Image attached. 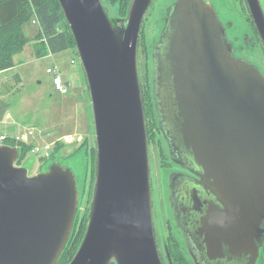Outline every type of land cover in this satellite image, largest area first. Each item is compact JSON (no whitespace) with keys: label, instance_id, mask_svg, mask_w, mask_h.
I'll list each match as a JSON object with an SVG mask.
<instances>
[{"label":"water","instance_id":"obj_1","mask_svg":"<svg viewBox=\"0 0 264 264\" xmlns=\"http://www.w3.org/2000/svg\"><path fill=\"white\" fill-rule=\"evenodd\" d=\"M151 1L129 0L114 20L101 0H57L85 78L95 144L87 223L67 264H164L137 64ZM246 1L264 41L259 1ZM154 28L146 30L147 63L162 145L179 166L167 181L175 228L202 264L254 257V238L264 235V75L233 55L208 0H173ZM5 110L0 100V120ZM19 155L0 142V264H56L80 207L75 174L56 161L29 174ZM162 250L173 264L165 241Z\"/></svg>","mask_w":264,"mask_h":264},{"label":"rangeland","instance_id":"obj_2","mask_svg":"<svg viewBox=\"0 0 264 264\" xmlns=\"http://www.w3.org/2000/svg\"><path fill=\"white\" fill-rule=\"evenodd\" d=\"M101 1L110 19H119L115 11L116 5L108 3L107 0ZM171 2L172 0L150 2L141 23L145 32L147 29L150 33L154 32L159 16ZM23 29L30 40L22 51L13 56L14 65L0 71V100L6 103V110L0 120V141L5 135H10L16 141L32 144V148L22 160V165L27 168L29 174L46 170L54 161L69 167L74 172L79 186V205L84 207L81 189L85 172L89 168L88 155L83 149L70 155L73 150L80 148L85 138L88 139V144H92L93 135L90 101L79 58L71 48L41 57L35 56L32 37L37 32L38 25L29 20L23 24ZM139 41L138 73L144 84L148 59L144 53L142 34ZM72 58L73 62L70 61ZM54 65L63 70V80L68 79L65 93L54 89L51 75L45 71L47 67ZM158 143L161 144L158 138L156 141L152 138L148 142V157L152 222L161 252L165 237L169 233L168 225H171L177 240L179 232L175 228L167 194L169 173L177 168L176 165L170 164L166 147V156L160 157ZM52 152L54 159L50 158ZM179 264H182L180 259Z\"/></svg>","mask_w":264,"mask_h":264},{"label":"trees","instance_id":"obj_3","mask_svg":"<svg viewBox=\"0 0 264 264\" xmlns=\"http://www.w3.org/2000/svg\"><path fill=\"white\" fill-rule=\"evenodd\" d=\"M107 2L116 5L115 11L118 16L122 17L126 15L129 0H107ZM32 19H35L38 25V30L32 37L34 40L33 52L35 56L41 57L48 53H56L68 48L74 49L72 34L68 24L64 20L57 0H0V71L14 65L13 56L22 51L24 45L30 40L23 29V24ZM141 34L144 42V53L146 59H149V46L145 43V41H147L146 32L142 26L140 28V35ZM138 46L140 47L139 39ZM145 68V83L143 84L140 79V85L147 138L148 142L152 140V138H154L155 141L157 138L160 140L161 144L158 143V152H160V157L163 158L166 154L162 145L161 132L158 127L157 116L153 104L150 70L147 62ZM152 135L154 137H152ZM0 142L18 146L20 155L16 161L17 164H22V160L32 148L31 143L16 141L15 138L10 135H5ZM79 149H83L88 155L89 161V168L85 172L81 189V199L85 205L84 207L82 205L77 210L71 234L56 264H67L69 262L79 246L87 223L88 206L94 179L95 144L93 135L92 144H88V139L85 138L80 148L73 150L70 155L76 153ZM50 158H55L53 152ZM168 226L169 233L164 241L172 263L179 264L180 259L182 264H192L179 250V240H177L172 233L171 225L169 224ZM160 255L164 264H167L162 249Z\"/></svg>","mask_w":264,"mask_h":264},{"label":"flooded vegetation","instance_id":"obj_4","mask_svg":"<svg viewBox=\"0 0 264 264\" xmlns=\"http://www.w3.org/2000/svg\"><path fill=\"white\" fill-rule=\"evenodd\" d=\"M208 1L213 4L218 19L221 21L223 27L225 28L226 39L231 45L233 55L254 65L264 75V41L252 19L247 1ZM258 1L264 18V0ZM164 18L165 16L162 19V23H164ZM172 164L173 163H171V165ZM177 167L179 168V166ZM186 173L188 175L194 176L192 173H189L187 171ZM254 243L256 246V253L254 257L241 254L243 258L239 261L233 259V264H264V235L260 234L258 238H254ZM179 250L184 255V257L187 256L191 259L192 264H202L199 258L198 251L194 247H191L189 245L180 224Z\"/></svg>","mask_w":264,"mask_h":264},{"label":"built area","instance_id":"obj_5","mask_svg":"<svg viewBox=\"0 0 264 264\" xmlns=\"http://www.w3.org/2000/svg\"><path fill=\"white\" fill-rule=\"evenodd\" d=\"M32 22L36 23V20L32 19ZM45 71L46 73L51 75L52 85L54 89L61 93H65L68 88V82H65V80H63L59 68L56 65H54V66L47 67Z\"/></svg>","mask_w":264,"mask_h":264},{"label":"crops","instance_id":"obj_6","mask_svg":"<svg viewBox=\"0 0 264 264\" xmlns=\"http://www.w3.org/2000/svg\"><path fill=\"white\" fill-rule=\"evenodd\" d=\"M71 60H73V58H72V59H70V61H71ZM71 62H73V61H71ZM56 66H57V65H56ZM57 67H58V66H57ZM58 68H59L60 72L64 74L63 70H62L60 67H58ZM65 81H67V82H68V79H66Z\"/></svg>","mask_w":264,"mask_h":264}]
</instances>
